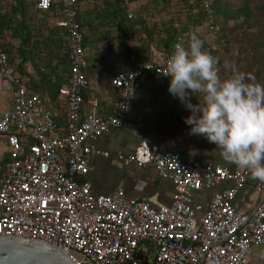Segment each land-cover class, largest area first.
<instances>
[{"label":"built area","instance_id":"1","mask_svg":"<svg viewBox=\"0 0 264 264\" xmlns=\"http://www.w3.org/2000/svg\"><path fill=\"white\" fill-rule=\"evenodd\" d=\"M55 3L38 0L36 7L48 12ZM59 3V25L69 32L70 78L58 94L67 115L65 127L58 125L47 99L31 92L26 81L14 75L0 33V83L13 96L12 108L0 115V140L7 153L0 179V237L43 241L75 264H248V253L256 246L264 247V181L255 186L263 196L260 203L251 212H240L235 200L248 183L247 169L184 162L180 152L165 151L155 168L173 183L170 205L155 207L149 199L128 200L121 190L93 193L86 179L92 160L109 153L93 148L90 141L123 126L146 76L170 79L163 73L170 54L148 61L130 56L128 67L111 79L118 90L111 114L86 113L87 50L76 19V1ZM213 3L202 2L208 14ZM123 6L129 18H136L131 0H123ZM10 11L0 5V19ZM217 33L210 20L209 37L215 40ZM127 162H135V157L129 156ZM226 183L231 186L216 192L208 206L195 200L197 193Z\"/></svg>","mask_w":264,"mask_h":264},{"label":"crops","instance_id":"2","mask_svg":"<svg viewBox=\"0 0 264 264\" xmlns=\"http://www.w3.org/2000/svg\"><path fill=\"white\" fill-rule=\"evenodd\" d=\"M78 2V23L81 32L87 35L84 72L89 85L83 91L86 113L95 110L104 117L111 114L118 94L111 79L128 67L130 56L136 55L142 61L162 59L173 51L178 37H183L187 45L193 33L202 38L204 48L219 59L217 67L222 79L242 72L250 82L264 84V0H214L205 18L201 16L203 0H131L136 18H129L125 11V19L119 10H113L114 0ZM21 3L26 9L23 17L32 36L31 42L39 46L35 61L25 64L22 77L31 92L47 99L48 106L56 113L58 125L65 127L67 115L58 90L68 83L70 65L69 32L59 25L62 4L56 0L50 11L43 12L36 7L38 0H0L2 7L11 10L9 14ZM138 18H142L139 23ZM210 20L218 29L215 40L208 35ZM129 22H135L134 26ZM8 36L9 43L18 44V47L21 40L14 37L12 30L4 33L3 42L6 50L12 53L8 52L11 68L15 71L21 60L16 59L19 53L12 52L10 45L7 44V48L5 38ZM169 82L170 79L163 76H146L123 126L90 141L93 148L109 153L108 157L92 160L86 177L95 195L121 190L128 200L149 199L155 207L170 205L173 183L155 168L156 159L165 151L180 152L184 162L245 169L226 160L216 145L203 135L189 132L190 125L184 118L190 110L169 93ZM192 99L197 102L195 97ZM12 106V93L4 90L0 83V115ZM129 156H134L135 162H127ZM138 162L144 166L140 167ZM261 182L249 176L246 187L235 200L240 212H251L260 203L263 196L255 186ZM230 186V183L219 184L197 193L195 200L208 206L216 192ZM246 262L264 264V247H254Z\"/></svg>","mask_w":264,"mask_h":264},{"label":"clouds","instance_id":"3","mask_svg":"<svg viewBox=\"0 0 264 264\" xmlns=\"http://www.w3.org/2000/svg\"><path fill=\"white\" fill-rule=\"evenodd\" d=\"M193 33L187 45L178 40L168 58V91L190 110L189 132L203 135L221 155L264 181V84L242 72L221 78L217 58ZM193 97L197 102H193Z\"/></svg>","mask_w":264,"mask_h":264},{"label":"water","instance_id":"4","mask_svg":"<svg viewBox=\"0 0 264 264\" xmlns=\"http://www.w3.org/2000/svg\"><path fill=\"white\" fill-rule=\"evenodd\" d=\"M0 264H75L58 248L43 241L0 237Z\"/></svg>","mask_w":264,"mask_h":264},{"label":"trees","instance_id":"5","mask_svg":"<svg viewBox=\"0 0 264 264\" xmlns=\"http://www.w3.org/2000/svg\"><path fill=\"white\" fill-rule=\"evenodd\" d=\"M75 1H76V6H77V4L79 2H78V0H75ZM18 7L19 8H15V7L13 8L12 14H7L0 19V33L2 35L3 41H4V33L6 30H12L14 37L16 36V37L20 38L21 44H20L17 52L19 53L21 62L18 65V67L15 69V71L18 70L19 72L17 71L18 72L17 73L14 71V75L20 79H23L22 75H25L24 71L26 69L24 66L29 61H35V56H36V54H38V52H37L38 46L35 44H32V42H31L32 36L29 33L27 26L25 27L23 15H24V11L26 9H25L24 4L21 3L18 5ZM114 9L119 10V12L123 14L122 18L125 19L124 12L126 11V9L123 6V0H114L113 10ZM202 10H203V12L201 13V16L204 18L207 17V15H208L207 12L204 9H202ZM76 13H77L76 19H77V22H79V9H77V7H76ZM19 15H20V17H19ZM141 20H142V18H138V23ZM129 24L131 26H134L135 22H129ZM121 28H123V27H121ZM83 36H84V34H83ZM85 41H86V38L84 37V45H86ZM32 45L33 46L35 45L36 48H33ZM67 50H68V48H67ZM7 52H9V51H7ZM9 54H12L11 51L9 52ZM67 55H68V52H67ZM68 58H69V56H68ZM138 59L140 61H142L139 57H138ZM68 65H70L69 59H68ZM68 71H69V77H68V81H69L70 69H68ZM27 87H28V85H27ZM58 94H59V90H58ZM5 161L7 162V157H6ZM6 162H5V165H6Z\"/></svg>","mask_w":264,"mask_h":264},{"label":"rangeland","instance_id":"6","mask_svg":"<svg viewBox=\"0 0 264 264\" xmlns=\"http://www.w3.org/2000/svg\"><path fill=\"white\" fill-rule=\"evenodd\" d=\"M14 4V3H13ZM82 31H83V29H82ZM83 34H84V37L86 38V33L85 32H83ZM87 40V39H86ZM5 42H6V46H7V44L8 45H10V47L11 48H13L12 49V52L13 51H16V52H14V53H17V50H18V44L17 45H13V44H11V43H9V36H8V38H5ZM85 43H86V41H85ZM17 46V47H16ZM39 47V46H38ZM7 48H8V46H7ZM9 50V49H8ZM10 52V51H9ZM16 59H19L20 60V56H17L16 57ZM6 157H7V153H6V151H5V144L3 143V141L2 140H0V178H1V176L3 175V173H4V170H5V160H6Z\"/></svg>","mask_w":264,"mask_h":264}]
</instances>
